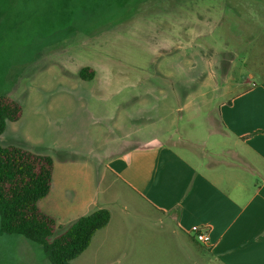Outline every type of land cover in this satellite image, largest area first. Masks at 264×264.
<instances>
[{"label":"rangeland","instance_id":"1","mask_svg":"<svg viewBox=\"0 0 264 264\" xmlns=\"http://www.w3.org/2000/svg\"><path fill=\"white\" fill-rule=\"evenodd\" d=\"M263 80L264 0H0V95L20 107L0 144L51 156L37 205L56 219L53 236L94 189L113 212L97 233L108 256L84 251L77 264H190L170 220L105 166L137 141H167L196 163L220 157L235 143L214 129L220 105ZM0 264L50 263L0 229Z\"/></svg>","mask_w":264,"mask_h":264},{"label":"crops","instance_id":"2","mask_svg":"<svg viewBox=\"0 0 264 264\" xmlns=\"http://www.w3.org/2000/svg\"><path fill=\"white\" fill-rule=\"evenodd\" d=\"M214 118L215 131L235 142L220 157L210 154L196 163L167 141H137L105 167L141 206L170 220L178 252L190 264H264V80L222 103ZM83 203L85 214L99 207L110 211L108 223L82 251L106 257L111 207L99 201L97 189ZM192 225L207 229V243L189 233Z\"/></svg>","mask_w":264,"mask_h":264},{"label":"trees","instance_id":"3","mask_svg":"<svg viewBox=\"0 0 264 264\" xmlns=\"http://www.w3.org/2000/svg\"><path fill=\"white\" fill-rule=\"evenodd\" d=\"M87 70H80L83 78L92 75ZM19 114L18 103L0 95V134L7 121L17 119ZM213 122L217 127L218 119ZM52 170L50 155L0 144V229L37 243L50 264H77L75 258L89 245L95 231L108 223L110 211L95 208L53 236L56 219L37 205L50 191Z\"/></svg>","mask_w":264,"mask_h":264},{"label":"built area","instance_id":"4","mask_svg":"<svg viewBox=\"0 0 264 264\" xmlns=\"http://www.w3.org/2000/svg\"><path fill=\"white\" fill-rule=\"evenodd\" d=\"M189 233L199 242L207 243L209 241L208 231L206 228H201L198 225H192Z\"/></svg>","mask_w":264,"mask_h":264}]
</instances>
